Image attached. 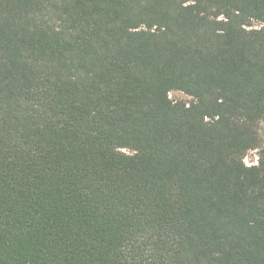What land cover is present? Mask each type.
<instances>
[{"label": "trees", "instance_id": "trees-1", "mask_svg": "<svg viewBox=\"0 0 264 264\" xmlns=\"http://www.w3.org/2000/svg\"><path fill=\"white\" fill-rule=\"evenodd\" d=\"M263 122L264 0H0V264H264Z\"/></svg>", "mask_w": 264, "mask_h": 264}, {"label": "rangeland", "instance_id": "rangeland-1", "mask_svg": "<svg viewBox=\"0 0 264 264\" xmlns=\"http://www.w3.org/2000/svg\"><path fill=\"white\" fill-rule=\"evenodd\" d=\"M255 27H258L259 25L257 23H254ZM169 99L174 102V103H184V104H189L191 102V98L179 91H171L168 94ZM260 135L261 138L264 142V122L261 123V130H260ZM126 152V151H125ZM257 155H258V150H253L249 151L246 153L243 162L246 166H252L256 165L257 163Z\"/></svg>", "mask_w": 264, "mask_h": 264}, {"label": "built area", "instance_id": "built-area-1", "mask_svg": "<svg viewBox=\"0 0 264 264\" xmlns=\"http://www.w3.org/2000/svg\"><path fill=\"white\" fill-rule=\"evenodd\" d=\"M257 161V160H256ZM257 163V162H256Z\"/></svg>", "mask_w": 264, "mask_h": 264}]
</instances>
